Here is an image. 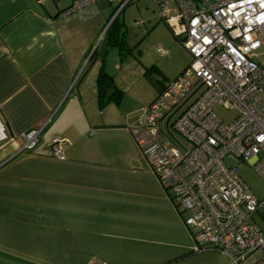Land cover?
<instances>
[{
  "label": "rangeland",
  "instance_id": "374dc122",
  "mask_svg": "<svg viewBox=\"0 0 264 264\" xmlns=\"http://www.w3.org/2000/svg\"><path fill=\"white\" fill-rule=\"evenodd\" d=\"M115 17L112 37L124 39L122 55L108 37L96 54L105 59L106 71L119 89L113 115L108 117L106 111L116 131H107L101 140L103 155L92 158L94 168H82L84 176L74 185L63 172L57 174L66 180L53 184L47 167L51 162L36 160L28 151L0 169V264H86L92 258L107 264H230V258L217 251L189 252L191 235L130 133L141 109L156 97V87L176 78L191 56L152 0H132L112 13L111 20ZM249 58L264 65V46ZM213 111L227 123L235 116L218 104ZM46 135L40 136L33 153L45 148ZM227 164L237 165L251 193L264 199V177L242 161ZM178 243L186 255L171 261Z\"/></svg>",
  "mask_w": 264,
  "mask_h": 264
},
{
  "label": "built area",
  "instance_id": "2783aa9c",
  "mask_svg": "<svg viewBox=\"0 0 264 264\" xmlns=\"http://www.w3.org/2000/svg\"><path fill=\"white\" fill-rule=\"evenodd\" d=\"M105 1L115 5L114 15L132 0ZM152 1L191 62L141 109L132 138L190 232L191 253L264 264V199L251 193L237 165L227 164L242 161L264 177V65L249 58L264 46V0ZM95 2L71 0L61 14L90 15ZM215 104L234 118L221 120ZM40 133L24 132L23 149L35 148ZM69 144L52 138L51 155L65 160Z\"/></svg>",
  "mask_w": 264,
  "mask_h": 264
},
{
  "label": "crops",
  "instance_id": "0c3cea01",
  "mask_svg": "<svg viewBox=\"0 0 264 264\" xmlns=\"http://www.w3.org/2000/svg\"><path fill=\"white\" fill-rule=\"evenodd\" d=\"M70 4L71 0H0V169L28 151L36 160L51 162L44 166L53 184L65 178L57 174L63 172L74 185L84 176L82 168H94L92 158L103 155L101 140L107 131H116L106 111L108 117L113 115L119 89L105 77L106 93L113 96L106 103L97 92L100 72L111 77L105 59L96 52L109 37L106 30L115 6L96 0L90 15H62ZM108 8L112 10L107 16ZM159 91L156 87V96ZM32 128L41 129V137L49 134L45 148L37 153L33 150L38 145L31 150L22 147V134ZM54 137L70 141L63 161L51 155ZM174 247L178 254L171 261L186 255L183 244ZM252 264L260 263L254 258Z\"/></svg>",
  "mask_w": 264,
  "mask_h": 264
},
{
  "label": "trees",
  "instance_id": "16d2710c",
  "mask_svg": "<svg viewBox=\"0 0 264 264\" xmlns=\"http://www.w3.org/2000/svg\"><path fill=\"white\" fill-rule=\"evenodd\" d=\"M116 18L117 17H115L112 21H111V23L109 24V26H108V28H107V30H106V34L109 36L108 38V43L110 44V45H115V46H117V47H119V49H120V53H121V55H122V50L123 49H125V47H126V45H125V41H124V39L122 38V37H120L119 35H114V37H112L113 35L112 34H114L111 30H112V27H113V24L115 23V21H116ZM130 50V49H129ZM153 67L154 66H152V69H153ZM148 69H151V67L150 68H148ZM145 70L144 71V74H146L148 71H150V70ZM102 70V69H101ZM107 74H105L103 71H101L100 72V74H99V76H98V88H97V92H98V96H99V98L100 99H103V100H105V102L106 103H108V101H109V98H111L113 95H107V93H106V85H104V83H103V78H107L108 80H109V84L111 83V81H112V77H110V76H108ZM113 83V82H112ZM110 86H112V85H110ZM108 87V86H107ZM158 88H160V91H161V89H162V87L163 86H157ZM159 91V92H160ZM118 92L119 91H117L116 92V99H119V96H118ZM101 103H104V102H101Z\"/></svg>",
  "mask_w": 264,
  "mask_h": 264
}]
</instances>
